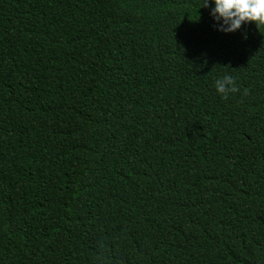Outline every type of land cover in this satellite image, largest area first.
I'll use <instances>...</instances> for the list:
<instances>
[{
	"label": "trees",
	"instance_id": "1",
	"mask_svg": "<svg viewBox=\"0 0 264 264\" xmlns=\"http://www.w3.org/2000/svg\"><path fill=\"white\" fill-rule=\"evenodd\" d=\"M203 2L0 0V264H264V28Z\"/></svg>",
	"mask_w": 264,
	"mask_h": 264
},
{
	"label": "clouds",
	"instance_id": "2",
	"mask_svg": "<svg viewBox=\"0 0 264 264\" xmlns=\"http://www.w3.org/2000/svg\"><path fill=\"white\" fill-rule=\"evenodd\" d=\"M209 3L214 4L209 14L218 24L217 31L232 33L248 23L254 24L257 30L264 28V0H204L199 8H208ZM215 89L224 99L239 91L231 75L217 79ZM247 94L245 90L244 95ZM101 249L102 252L106 250L104 245H101Z\"/></svg>",
	"mask_w": 264,
	"mask_h": 264
}]
</instances>
